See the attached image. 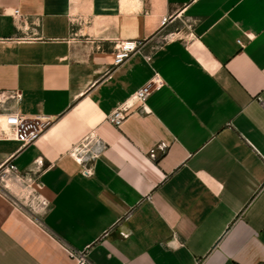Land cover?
Returning <instances> with one entry per match:
<instances>
[{"label": "crops", "instance_id": "crops-1", "mask_svg": "<svg viewBox=\"0 0 264 264\" xmlns=\"http://www.w3.org/2000/svg\"><path fill=\"white\" fill-rule=\"evenodd\" d=\"M119 40L144 45L113 66ZM153 77L148 111L111 123ZM9 113L55 122L20 149ZM87 136L105 144L90 176L72 154ZM13 154L43 163L51 208L40 225L0 193V264H264V0H0Z\"/></svg>", "mask_w": 264, "mask_h": 264}, {"label": "built area", "instance_id": "built-area-1", "mask_svg": "<svg viewBox=\"0 0 264 264\" xmlns=\"http://www.w3.org/2000/svg\"><path fill=\"white\" fill-rule=\"evenodd\" d=\"M14 18H21L19 8L11 11ZM171 21L170 16H164L160 20V26H165ZM241 43V40H238ZM144 45L143 40H119L114 44L113 66L123 64L133 53L139 52ZM162 81L153 77L138 88L132 95L124 100L108 116V120L120 125L125 118V112L139 103L140 109L147 112L146 100L151 93L162 86ZM20 93H15L20 97ZM55 120L46 114H34L25 116L20 113H9L1 120V124L8 132L7 137L20 142V149L36 142L51 126ZM105 144L96 136H87L73 151V156L82 165V174L90 176L93 167L90 162L98 157L104 149ZM13 155L0 163V193L12 198L15 206L23 208L27 214L34 217L35 222L42 224L40 216L51 208V202L43 196L41 189L43 183L40 180L43 163L37 162V169L31 171H20L13 162ZM11 185V186H10ZM123 236H128L130 232H123ZM77 259L78 264H86L87 260L84 252H71Z\"/></svg>", "mask_w": 264, "mask_h": 264}, {"label": "bare ground", "instance_id": "bare-ground-1", "mask_svg": "<svg viewBox=\"0 0 264 264\" xmlns=\"http://www.w3.org/2000/svg\"><path fill=\"white\" fill-rule=\"evenodd\" d=\"M125 3H129L130 2V0H123ZM11 186V185H10Z\"/></svg>", "mask_w": 264, "mask_h": 264}]
</instances>
